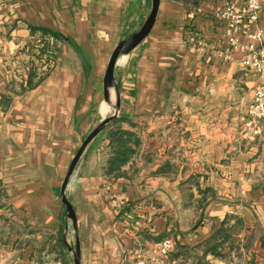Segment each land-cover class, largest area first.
Instances as JSON below:
<instances>
[{
    "label": "crops",
    "instance_id": "crops-1",
    "mask_svg": "<svg viewBox=\"0 0 264 264\" xmlns=\"http://www.w3.org/2000/svg\"><path fill=\"white\" fill-rule=\"evenodd\" d=\"M259 2L246 34L264 32ZM245 5L159 0L150 33L118 57L105 90L112 51L151 0H0V264H74L76 247L80 264H134L165 237L174 247L152 264H264V119L256 136L243 126L259 75L217 15ZM39 40L54 43L49 69ZM116 106L134 152L110 173L109 127L86 145L64 190L74 230L64 178ZM204 189L215 200L202 207ZM237 219L243 227L208 250Z\"/></svg>",
    "mask_w": 264,
    "mask_h": 264
},
{
    "label": "built area",
    "instance_id": "built-area-1",
    "mask_svg": "<svg viewBox=\"0 0 264 264\" xmlns=\"http://www.w3.org/2000/svg\"><path fill=\"white\" fill-rule=\"evenodd\" d=\"M260 10L259 0H246L245 9L236 11L228 6L217 15L226 22L225 37L233 50H238L243 66L255 70L259 75L258 83L253 92L251 103L247 107L244 128L250 136L259 134V122L264 119V32L256 30L254 33H247V26L255 24L258 20ZM249 38V42H241V34L244 33ZM41 47L42 42L39 40ZM258 43V46H256ZM55 55L54 43H49L45 55L41 61L45 65L46 58ZM174 247V240L171 237L163 238L150 252L149 257L141 254L136 257L134 264H152L167 257Z\"/></svg>",
    "mask_w": 264,
    "mask_h": 264
},
{
    "label": "water",
    "instance_id": "water-1",
    "mask_svg": "<svg viewBox=\"0 0 264 264\" xmlns=\"http://www.w3.org/2000/svg\"><path fill=\"white\" fill-rule=\"evenodd\" d=\"M158 4H159V0H151L150 12H149L147 18L145 19V21L143 22V24L141 25V27L137 31H135L134 33L130 34L129 36H127L126 38L121 40L116 45L114 50L112 51L110 59H109L108 64H107L105 76H104L105 90H107V86L116 87V83L114 81L113 73H114V67H115V64L117 62L118 57L120 55H124V54L129 53L137 45H139L147 37V35L150 33V31H151V29L153 27V24L155 22L157 10H158ZM117 106H116V112L114 113V115H112L110 117H107L104 120H102L88 134V136L83 141L82 145L80 146V148L78 149V151L74 155V157H73V159H72V161L70 163V166L68 168V171L66 173V176L64 178V181H63V184H62V201H63L64 205L66 206L67 217H68V219L71 220V222L73 224V227H74V230H76L75 215H74L73 208H72L71 204L65 198V195H64L65 186L67 184V181H68V179H69V177H70L75 165L78 162L79 157L81 156L82 151L84 150L86 145L100 131H102L104 129V127L107 125V123L116 116L117 109H118ZM73 261H74V264H80L78 247H76L75 250H74Z\"/></svg>",
    "mask_w": 264,
    "mask_h": 264
},
{
    "label": "trees",
    "instance_id": "trees-1",
    "mask_svg": "<svg viewBox=\"0 0 264 264\" xmlns=\"http://www.w3.org/2000/svg\"><path fill=\"white\" fill-rule=\"evenodd\" d=\"M41 31L45 33H50L54 35L56 38L63 39L57 33H54L52 31H47V30H41ZM47 46H48V43L43 42L41 47H39L38 49L36 48L34 51L36 57H41L42 53L47 49ZM33 76H35L34 73L33 72L30 73V78ZM40 78L41 77H39V79ZM30 82L31 81H29L28 83L29 86H30ZM108 127L109 128H108L107 133H108L111 150L113 154V157L110 159L111 161H110V165H109L110 167H109L108 172L112 173L113 171L119 169L121 165L125 164V162L129 160V158L132 156L134 152L132 144L135 145L137 140L134 137L135 135H133V133H131L130 131L121 130V128L119 127H116L117 129H115L114 131L113 129H111V126L108 125ZM238 221L239 220L237 219L235 223ZM233 227H236V224L229 225L228 223L226 224V221H225L223 226H221V228H219L212 236V243L210 244L209 247H207L208 250L214 251L219 246L220 243L224 242L223 241L224 235H228L230 232L228 230ZM206 243H208V241Z\"/></svg>",
    "mask_w": 264,
    "mask_h": 264
},
{
    "label": "rangeland",
    "instance_id": "rangeland-1",
    "mask_svg": "<svg viewBox=\"0 0 264 264\" xmlns=\"http://www.w3.org/2000/svg\"><path fill=\"white\" fill-rule=\"evenodd\" d=\"M54 60V58L53 57H48V58H46V61H45V66H47L48 64H50V62L51 61H53ZM52 63V62H51ZM49 68H51V64H50V66H47L46 67V69H49ZM262 121V120H261ZM261 121L259 122V127H260V124H261ZM126 124H128L127 123V121L125 120V119H123V118H121V117H117V113H116V116L113 118V119H111L108 123H107V125L106 126H111V129H113L114 131H115V129H117L116 127H119V128H121V130H126V129H123V127L124 126H126ZM105 126V127H106ZM104 127V128H105ZM127 131H130L131 133H133V135H134V132H133V130L131 129V130H127ZM244 132H246V133H248L247 132V130L245 129V131ZM258 135V134H257ZM256 136V135H255ZM135 137V136H134ZM133 138V137H132ZM131 143H133V142H131ZM133 145L134 144H132V147H133ZM205 190V191H204ZM203 191H204V194L209 198L206 202H205V204L204 205H202V203L201 204H199V206H207L208 205V203L209 202H214V200H215V196H214V194H213V191L211 190V189H204ZM207 197H205V198H207ZM241 227H243V222H237L236 223V227H233V228H230L228 231H239L240 229H241Z\"/></svg>",
    "mask_w": 264,
    "mask_h": 264
}]
</instances>
